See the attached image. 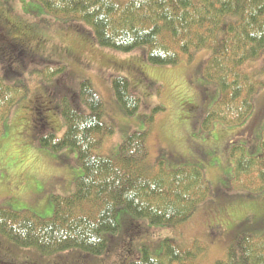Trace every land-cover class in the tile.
<instances>
[{
  "label": "trees",
  "instance_id": "obj_1",
  "mask_svg": "<svg viewBox=\"0 0 264 264\" xmlns=\"http://www.w3.org/2000/svg\"><path fill=\"white\" fill-rule=\"evenodd\" d=\"M30 1L52 17L71 21L77 28L79 24L88 27L100 48L120 54L144 48L145 60L152 66H176L205 51L201 74L219 90L205 118L209 127L213 122L239 125L252 112L248 129L261 118L264 123V104L255 109L263 84L247 69L264 57V0ZM4 24L8 26V22ZM16 30L9 25L4 29L9 40L0 42V129L17 101L16 90L8 82L17 73L10 66L15 57L23 64L32 59L11 38ZM111 86L125 114L137 113L140 100L129 92L128 81L117 77ZM76 100L87 111L81 112L63 98L64 135L57 139L47 134L39 139V145L52 152L75 150L83 170L75 181V191L68 197L52 198L53 214L47 220L0 207V235L7 240L42 256L69 250L100 256L106 248L104 236L115 235L119 229V210L150 226L175 227L189 221L199 205L214 195L215 188L196 167L165 171L153 166L148 161L145 133L128 136L114 159L98 155L102 139L113 131L102 121V101L87 80L80 83ZM201 111L202 107L197 115ZM259 145L261 152L256 157L248 156L242 146L230 150L234 160L230 189L264 190V125ZM213 152L221 153L219 149ZM139 249V259L130 264H195L199 253L197 246L182 248L171 240L142 244ZM213 264H264V233L235 237L233 232L223 257Z\"/></svg>",
  "mask_w": 264,
  "mask_h": 264
},
{
  "label": "rangeland",
  "instance_id": "obj_2",
  "mask_svg": "<svg viewBox=\"0 0 264 264\" xmlns=\"http://www.w3.org/2000/svg\"><path fill=\"white\" fill-rule=\"evenodd\" d=\"M4 21L16 26L11 38L32 59L23 64L15 57L9 67L17 73L8 81L16 90L17 101L0 129L1 208L47 220L53 214L52 198L74 193L75 181L83 173L75 150L52 152L42 148L39 139L47 134L57 139L64 135L63 98L81 112L87 111L76 100L84 80L101 99L102 121L113 130L102 139L98 155L114 159L128 136L145 133L148 161L153 166L165 171L196 167L215 189L189 221L175 227L150 226L119 210V229L115 235L104 236L106 248L100 256L77 250L42 256L0 235V264H130L139 259L140 245L163 240L182 248L197 246L195 264H213L223 257L233 232L235 237L264 233V190L230 189L234 160L229 156L237 146L244 147L250 157L260 154L263 118L249 129L246 126L253 112L239 125L213 122L209 127L205 118L219 90L201 74L205 51L176 66H152L145 60L144 48L129 54L100 48L88 27L79 24L77 28L71 21L52 17L30 0H0V42L9 40ZM247 69L263 84L255 99L258 110L264 104V57ZM117 77L126 79L129 92L140 100L133 116H127L114 97L111 82ZM200 107L203 112L197 115ZM213 149L221 153L215 154Z\"/></svg>",
  "mask_w": 264,
  "mask_h": 264
}]
</instances>
